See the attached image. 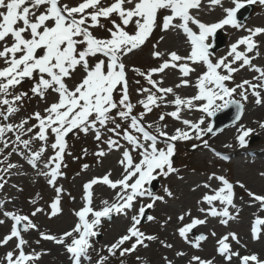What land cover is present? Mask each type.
Returning <instances> with one entry per match:
<instances>
[{"label":"snow or ice","instance_id":"snow-or-ice-1","mask_svg":"<svg viewBox=\"0 0 264 264\" xmlns=\"http://www.w3.org/2000/svg\"><path fill=\"white\" fill-rule=\"evenodd\" d=\"M211 5L222 7L224 16L216 22L206 24L197 19L192 10H199L202 0H79L75 5L62 2V0H0V119L8 121L12 115L19 112L17 102H21L28 96L26 92L17 93L15 89L26 79L34 80L30 92L41 100H47L51 92L55 95L53 102L49 103L43 113L34 112L23 117L19 124H0V153L9 147L5 140L6 133L12 132L15 140L8 155L15 152L23 156L29 165L38 168L42 163L40 174L48 178V183L54 185L57 177L62 175L61 167L63 155L66 149L65 137L77 130L82 133L93 132L97 141L102 139L101 129L113 133L127 141L130 146L121 145L119 139L109 136L104 143L109 150L117 149L122 151V159L119 163L123 167V173L116 180L110 179V173L102 177H94L83 185L85 205L75 215L78 217L75 226L64 232L59 237L40 232L44 240L54 241L62 246L70 264H92L89 250L93 249V238L98 235V228L102 218L111 219L113 214L122 215L130 219V226L126 233L121 235L114 243L106 246L107 256L97 253L95 264H108L109 256H115L117 252L121 257L130 254L137 249V246L147 247L145 241L156 240L153 235H146L140 231L142 219L146 210L153 209L157 201H164V196L156 195L150 185L160 177L167 178L177 171L173 166V156L176 141L191 140L193 137L202 140L203 146L209 148L208 141L203 139L208 134L216 135L213 124H205V117H214L220 111L236 106L237 114L234 123L239 121L243 109L242 101H247L249 90L256 98L257 104L262 103L259 89H264V68L252 64L255 58L248 53L255 52L259 55L258 41L253 38L264 35V28H247L248 35L238 38L230 45L226 56L213 59V52L210 49L213 45L209 42L217 30L226 27L243 28L237 20V12L247 5L259 3L264 6V0H231L233 7H224L222 0H209ZM164 13L161 16V13ZM115 15L117 20L112 19ZM101 18L110 20L111 27L108 28V36L98 38L93 35L91 29L104 27ZM191 25H195L198 31H194ZM132 25L134 30L127 29ZM160 27L161 31H182L189 45L187 55L181 56L176 51L169 52L168 59L163 60L158 67L151 68L147 72L133 68L132 70L143 77L150 88H138L137 92L143 99L137 101L143 108L139 114H134L135 105L131 102L128 91V80L126 65L123 57L133 50L139 49L151 36L153 30ZM163 37H161V40ZM244 45L245 50L239 51V46ZM156 44L153 45L155 49ZM164 53L153 51L154 58H162ZM101 56L95 63H90V57ZM239 62V63H238ZM199 64L206 70L201 72L195 81L196 93L190 97H181L176 94L173 87H161V81L153 79V74L163 73L166 69H178L180 76L187 78L190 73L195 72L192 65ZM238 64V66H236ZM248 66L251 70L259 73L253 79L257 83L244 80L242 83L229 87V81L233 80V74ZM82 68L81 79L72 87L66 83L73 73ZM139 84V81H136ZM192 86L190 79H180L174 87L181 88ZM155 89V91H153ZM120 92V98L115 99V93ZM171 94L174 99L165 101V97ZM234 94L239 95L240 100L233 99ZM161 102L170 103L175 110L166 115L182 121L185 130L176 129L175 133L169 135L164 130L166 126L157 125L155 134L148 131L152 124H144L143 118L150 113L154 107H159ZM197 109L202 115L197 121L183 119L180 113L184 110ZM117 117L121 121L130 122L128 128L139 134L133 135L128 129L122 128L117 123ZM165 119L161 114L160 121ZM34 120L36 123L30 124ZM114 125L108 128L107 125ZM259 128L264 130V121L258 122ZM235 137L237 146L240 149L248 147L247 138L255 132V129L240 124L236 129ZM191 133V134H190ZM28 138L24 139L23 137ZM50 137L54 138L49 144ZM159 138H163L164 147H158ZM35 141L40 142L37 149L32 148ZM197 147V145H193ZM231 148V144L225 145ZM53 155L46 160L43 159L48 149ZM136 151L139 160H134L131 152ZM215 152V149H212ZM217 156L228 159L227 156L215 152ZM96 155H105L101 150ZM5 156L0 163H6L3 172L15 167L7 163ZM54 165V166H53ZM88 165H83L87 168ZM264 175V173H261ZM220 182L219 187L212 189L213 194L205 193L198 204L207 205L200 207L199 212L204 218L191 217L189 223L177 228L178 235L188 240L189 233L200 225H205L209 217L220 218V223L228 224L234 219L229 208L236 209L234 203V185L224 176L215 173L208 176V181ZM102 183L113 190L112 201L102 200V207L95 209L92 206L93 185ZM241 188L245 186L239 185ZM2 187V185H0ZM204 188H211L210 183H205ZM164 193L171 197L170 189L165 187ZM251 203L259 204V211L264 212V195H258L250 190ZM56 197L50 204L51 215L59 211L61 188H55ZM147 199L148 203H143ZM219 202L221 207H217ZM43 209L36 208L32 216L42 212ZM238 211V209H237ZM129 213L132 215L129 217ZM185 212L177 217L181 222ZM252 228V238H257L258 226L264 225V218L256 215ZM3 216L10 218L13 223L10 234L0 240V244H7L15 238L18 243L15 251H9L0 261V264H35L41 253L32 251L26 253L23 246L27 243L21 232L30 229L39 231L38 226L27 215L15 214L5 211ZM147 219L152 221L153 216L148 215ZM171 217H169V220ZM4 220H0L3 224ZM22 226V227H18ZM212 236H216L213 231ZM207 239L201 234L192 243L193 247H199V242ZM229 239L239 243L236 233H228L217 240V252L228 264L236 257L239 264H264V260L257 255L241 256L234 252L228 242ZM126 242H131L130 247H124ZM38 244L39 241H36ZM164 244V242H161ZM165 247H173L171 244H164ZM178 256L184 255L182 252ZM139 259V258H138ZM171 264V262H168ZM189 264H215L214 259L206 260L199 256H192Z\"/></svg>","mask_w":264,"mask_h":264},{"label":"rangeland","instance_id":"rangeland-1","mask_svg":"<svg viewBox=\"0 0 264 264\" xmlns=\"http://www.w3.org/2000/svg\"><path fill=\"white\" fill-rule=\"evenodd\" d=\"M62 2L75 5L79 2V0H62ZM110 2H112V0H106V3ZM222 2L224 7L234 6L231 3V0H222ZM163 14L164 13L162 12L161 16H163ZM192 14L201 22L206 24L214 23L225 15L221 6L211 5L209 0H202L201 8L199 10H192ZM112 19H115L117 22H119L115 15L112 16ZM255 20L257 21L256 24L249 22ZM100 22L104 25V27H96L91 29V31L93 32V35L97 36L98 38H105L108 36V28H110L112 25L110 20H105L103 18H101ZM241 25L244 27H226L225 29L220 30L222 35L225 37V42L219 50L213 52V59L226 56L230 45L238 38L242 37V32L246 31L247 28H264V6L260 5L258 2L253 3L250 18ZM190 27H192L194 31H198L195 25L190 24ZM127 30L132 32L134 30V26L130 25ZM180 36H183V40L181 41H179ZM259 36L261 35H258V37ZM263 36L264 35H262V37ZM161 37H163L162 40ZM209 42L211 43L210 40ZM177 43L179 45L178 48L175 47ZM154 44L157 45L155 49L153 48ZM245 47L246 46L241 45L239 46L238 50L244 51ZM181 50H185L186 52L189 51V45L186 43V37L182 31H161L160 27H156L143 46L137 50H133L130 54L122 58L127 69L126 75L128 80L130 100L135 105L133 109L134 114H139L143 111L142 106L138 104L137 101L143 99L144 97L138 94L137 89L142 87L150 88L151 86L147 84L143 77L138 75L132 69L136 68L147 72L151 68L158 67L160 63L163 62V60H167L169 58L167 54L171 51H176L178 54L183 56V52ZM153 51H159L164 53V55L162 58H154L152 56ZM253 55L255 58L252 60V64L257 67L264 68V53L260 51L259 55L257 56L254 52ZM253 55L250 54L249 56ZM102 58L103 57L101 56L90 57L89 61L90 63H95L96 60ZM236 66H238V64ZM245 68L246 77L243 75L242 69H240L234 73L233 80L227 82L229 87H234L236 84L242 83L244 80L257 83V81L253 78L258 76L259 73L251 70L248 66H245ZM205 70L206 69L203 68L202 72ZM82 72L83 69L78 68L73 73L71 78L66 79V83L69 87H72L81 79ZM180 77L181 76L178 69L171 68L166 69L163 73L153 74V79L157 81L162 80L160 86L165 88H174V86L179 83L178 79ZM136 81H139L140 83L137 84ZM34 83V80L26 79L19 86H17L15 89L17 93L26 92L28 93V96L25 97L21 102H17V106L19 107L20 111L12 115L8 121H3L0 119V124H19L23 117L29 116L34 112L43 113L45 107L49 103L53 102L55 95L51 92L48 94L46 101L41 100L38 96L32 95L30 89ZM153 91H155V89H153ZM248 96L253 100L241 102L245 106V109H249L251 106H260L261 103L257 104L255 102L256 98L251 95V90H249ZM119 98L120 92L117 91L115 93V99L118 101ZM261 98L262 102H264V95L261 94ZM173 99L171 98V100ZM233 99L240 100V97L239 95L234 94ZM165 101L170 100L165 97ZM173 110H175V106L166 102H161L159 107H154L153 110L146 114L143 118L146 127L147 125L152 124V127L148 128V131L155 134L154 130L157 125L166 126L164 127V130L167 131L169 135L174 134L176 129L185 130L186 126L183 125L182 121L176 120L166 115L168 112ZM187 113L188 109H184L180 115L183 119H186ZM161 114H165V119L163 121L159 120ZM201 115L202 113L200 112L199 117ZM199 117L192 121H197ZM207 120L209 122L210 118L205 117V124H207ZM255 120L256 122L264 121V108L263 115L257 117ZM116 122L120 123L122 128L128 129L133 135L139 136V134L133 129L128 128V124L130 122L121 121L118 117ZM29 123L34 124L36 122L32 120ZM240 124L245 125L240 119L235 124L222 129L214 136L212 134L204 136L203 139L208 141L209 148H205L203 146L202 140H197L194 137L191 140L174 142L175 152L173 166L177 171L170 174L167 178L160 177L152 182L156 185V191L154 190V193L156 195L164 196V201H157L153 209L146 210L147 215L154 217L152 221L146 219L143 224L138 225L139 229L141 228V231L143 227L147 228L148 230L152 229L154 224L156 229L154 234L146 235H157V239L153 241H145V244L148 245L147 247L137 246V250L130 254H126L123 257L119 255V252H117L115 256H109L108 264H121L122 261L119 263V260L122 258H124L123 262L125 264H168V262H171V264H189L192 256H199L203 259L210 260L206 258L208 254H205L206 256L202 255L204 254L203 252L209 250V246L212 247L213 252L219 254L217 252L218 238L211 240L208 243L205 239L199 242L198 248L193 247L192 243L196 241V237L204 233L201 231L193 232L194 230H192V232L188 235V240L186 241L185 239L181 238L176 231L177 228L181 226H174V223H172V220L175 218L178 212H196L197 214L204 216V214L199 212L198 209L200 207H207V205L198 204L197 201L201 200L205 193H213L212 190L209 191L210 189L202 190L199 194L197 191L199 187L205 183H210L213 185V189L221 186L219 181H208V176L213 173L219 176H224L234 185V203L237 205L238 211L237 209H234L235 211L231 212L233 208L229 209L230 213L234 216V219L229 220L228 224L226 225L221 224L219 222L220 218L218 217H209L208 220L214 221L215 225L220 226V228L222 227V229L226 231V234L236 233L237 236L239 235L238 237H240V231H244V229L248 235L251 234L252 224L256 218L254 213L264 218V212L258 214V210L249 209V206H251L253 203H251V197H249L248 191H246L247 189L255 194L264 195V192L254 189L255 183L257 181H261L264 184V175H261V173H264L263 130L258 126L259 130H255V132L247 138L248 147L246 149H243L239 152H233L232 154L226 152L225 156H227L228 159L222 160L220 159V156L215 154L216 151L220 150L218 148L220 141H215L214 138L219 137L221 139H225L229 136H232L233 139H235L237 135L236 129ZM113 126L114 125L112 124L107 125L108 128ZM203 127L207 126L204 125ZM101 133L102 139L100 141L95 139L93 132L85 134L77 130H73L72 133H69L65 137L66 149L63 155V163L61 167L62 175L57 177V181L54 185H50L48 183V178L40 174V169L43 167L42 163L38 168H33L27 163V160L23 156L15 152H12L11 155H8L13 147L12 142L15 140V135L12 132L6 133L5 140L9 142V147L4 149L3 153H0V161L4 160L5 156H7V162L15 165V167L9 169V173L3 172L2 169L0 170V182H6L5 187L0 191V220H4V223L0 224V240H2L4 236L10 234L13 223L11 222L10 218L3 216V212L8 211L15 214L27 215L37 226L40 227L38 228L39 231L35 230L33 235L30 231L21 232L23 239L27 241V243L23 246V248H26L25 252L31 253L32 251H36L41 253L40 258L35 261V264H55L57 257L48 252L47 248L49 247V244H46V242L51 243V241L42 239L40 232L58 237L60 234H56L50 228V226L53 223H57L59 220L62 221L57 225H63L71 219L78 218L75 215V212L79 211L86 203L84 200L83 185L94 177H102L105 174H108L109 170L107 168L112 164L119 163V161L122 159L121 150H109L107 145L104 143V141L109 136H111L113 139H119L121 145L130 148V146L127 144V141L122 138V134L120 137H116L113 133L108 132L107 128L101 129ZM23 138L26 139L28 137L25 136ZM53 139L54 138L50 137L49 144ZM162 141L163 138H159L158 147H164ZM193 145H197V147H193ZM39 146V141H35L32 144L33 149H37ZM0 148H3V144H0ZM210 148L215 149V152H213ZM101 150H103L105 153V155L102 157L96 155V153ZM131 154L134 156L135 154H138V152L132 151ZM51 155H53V153L49 148L44 154L43 159L46 160ZM136 159L137 158L134 157V160ZM85 164L88 165L87 168H83V165ZM4 167H6V165H4ZM122 173L123 171L112 178L110 176V179H116L117 177L120 178ZM240 184H243L245 187L241 188L239 186ZM165 187L170 189L172 193L171 197L164 193L163 189ZM55 188L62 189L59 204L60 211L56 215H51L50 204L57 195ZM102 189L109 190L110 188L106 185H103L102 183L93 185L92 189L90 190L92 193V202L93 196L99 197L98 194ZM75 196H78V199ZM215 203L218 208L221 207L219 202ZM36 208H41L43 211L37 213L35 216H32V212ZM243 208H245L244 212ZM131 215L132 213H129V217ZM169 217H171L170 220ZM191 217L196 216L195 214H191L186 220L185 224L190 222ZM114 221L113 215L110 220L102 218V222L98 228V235L94 237L92 241L94 247L93 249L89 250V255L92 257V264H95L98 258V252L101 255L107 256L108 253L106 251V246L114 243L121 235H124L127 228L130 226V219H128V223H126L124 227H119L114 223ZM183 225L184 223L182 226ZM260 229H262L261 225L258 226L257 238L253 239L251 237L252 242L264 243V228L262 231H260ZM212 232L213 231H211V233ZM61 233H63V231ZM15 240L16 239L13 238L12 240L8 241L7 244H0V261L3 260V257L7 252L15 251ZM36 241H39V243L37 244ZM162 241L164 244H171L173 247H165L164 244L161 243ZM228 242L231 244V242L234 241L229 239ZM52 243H54V241ZM130 246L131 242H126L124 245V247ZM43 250H45L47 253L46 257L43 255ZM232 251L238 252L237 249ZM178 252L184 253V258L182 257L183 255L178 256ZM241 252L243 253L240 254L241 256L246 254L252 255L253 253L250 251ZM116 256H119L120 259L116 260ZM215 264L219 263L215 262Z\"/></svg>","mask_w":264,"mask_h":264},{"label":"bare ground","instance_id":"bare-ground-1","mask_svg":"<svg viewBox=\"0 0 264 264\" xmlns=\"http://www.w3.org/2000/svg\"><path fill=\"white\" fill-rule=\"evenodd\" d=\"M249 22L252 23V24H256L257 21L255 20V21H249ZM245 35H248V32L243 31L241 36H245ZM253 39L257 40L259 42V44H258L259 52L262 51L264 53V36L263 37H262V35L259 36V37L256 36ZM181 40H183V36H180L179 41H181ZM176 42H178V41H176ZM175 47H177V48L179 47L178 43L175 45ZM182 52H183V56L187 55V53H188V51L186 52L185 50H183ZM224 52H225V50H224ZM253 53H248V55H250V54L253 55ZM253 57H255V56L253 55ZM192 67L195 68V72L190 73V76L187 77V78L180 77L178 79V81H180V79H190L192 86L181 87V88H175L174 87V91L176 92V94L180 95L181 97H185V98L186 97H190V96H192V95H194L196 93V89L194 87V84H195L197 76L202 72L203 67L201 65H199V64L192 65ZM242 73L246 77V68L245 67L242 68ZM237 76H238V74H237ZM259 91H260V93L262 95H264V89H259ZM166 98L171 101V98L173 99V96L171 94H168L166 96ZM252 100L253 99L248 96L247 101H252ZM263 108H264V102H262L259 107L251 106V108H249V109H247V108L245 109L244 108L240 119L246 125V127L252 128V129H255V130H259L258 129L259 125L257 124L258 121L256 122L255 119L257 117L263 115ZM199 114H200V112L197 109L188 110V113L186 115V119H189V120L197 119L199 117ZM207 124H208V120H207ZM207 124H204V125L207 126ZM204 125H202V127ZM263 133H264V130H263ZM214 140L215 141H220V145L218 146V148L221 151L219 150L218 152H221V153H226L227 152L229 154H232L233 152H239V151L243 150V149H240L237 146V142H236L235 139H233L232 136H229V137H227L225 139H221L219 137H217V138L215 137ZM227 144H231L232 147L231 148L225 147V145H227ZM211 149H213V148H211ZM107 169L109 170V173L111 174L110 175L111 178L123 171V168L121 167V165L119 163L112 164ZM113 179H115V178H113ZM116 179H118V177ZM150 187H151V189L153 191L156 189L155 184H151ZM213 187L214 186L211 185L212 189H213ZM211 188H204L203 185H202V186L199 187L197 193L199 194V193H201L202 190H205V189H210L209 191H211L212 190ZM254 189L264 192V184L261 181H257L255 183ZM5 192H6V189H5ZM98 195H99V197L93 196L92 206L95 209H99L100 207H102V204H101L102 200H112L114 192H113L112 189H109V190L102 189V190H100V193ZM75 197L78 199V196H75ZM146 202H148V200L144 199L143 203H146ZM249 209L258 210V214L262 213V212L259 211V204L258 203H253L251 206H249ZM235 210L233 209V210H231V212L235 211ZM244 211H245V208H243V212ZM183 213L184 212H178L177 215L175 216V218L172 220V223H174V226L175 225L182 226L183 223L184 224L186 223V220L189 218V216H185V219H184L183 222H181V221H179L177 219V217L180 216ZM191 214H195V216L197 218H200V219H203V217H204L202 215L197 214L196 212H192ZM114 220H115L114 223L117 224L119 227L120 226L124 227L126 225V223H128V219H126L122 215L115 214L114 215ZM61 221L62 220H59L57 223H53L50 226V228L56 234L59 233L60 235H62L66 231H70L75 226V223L77 222V220L71 219L67 223H64L63 225H57ZM207 221L208 222L205 225H200V226H197L196 228H194L193 232H198V231L203 232L207 236V239H206L207 243L210 242L211 240H214L216 238H220V237L226 235V231H224V229H222V227L220 228V226L215 225L214 221H209V220H207ZM39 227L40 226H38V228ZM29 231L31 232L32 235H33V233H35L34 232L35 230H29ZM62 231H63V233H61ZM141 231L144 232L145 234H154V232L156 231L155 225L153 224V228L149 229V230L147 228L143 227ZM211 231H214L216 233V236H211V234H210ZM240 232H241V236L239 237V243H237L236 241L231 242V244H230L231 245V249L232 250L237 249L240 254H243L241 251H250V252H253L252 255L255 254V255L258 256L259 259L264 260V243L252 242L251 241L252 235L251 234L248 235V233L246 232L245 229H244V231L241 230ZM52 242L51 243L50 242H46V244L47 245L49 244V247L47 248L48 252L50 254H52V255L57 257V260H56L55 264H70V261H69V258H68V254L66 253L64 248L62 246H60V245H57L55 242L54 243H52ZM43 251H44L43 255H44V257H46L47 253H46L45 250H43ZM203 253L204 254H202V255L208 254V256L205 255L207 259H214L215 262H218L219 264H228V261H226L222 256H220V254H217L216 252H213L212 251V247H210V246H209V250H207L206 252H203ZM246 255H249V254H246ZM182 257L184 258V255ZM231 264H239V260L237 258L233 257L232 261H231Z\"/></svg>","mask_w":264,"mask_h":264},{"label":"water","instance_id":"water-1","mask_svg":"<svg viewBox=\"0 0 264 264\" xmlns=\"http://www.w3.org/2000/svg\"><path fill=\"white\" fill-rule=\"evenodd\" d=\"M250 10H251L250 6H247V7L245 8V12H244L243 18H241L240 16H237V17H238V21L242 22L243 19H245V18L249 15ZM216 37H217V40H221V37H220V36L217 35ZM214 48H216V47H214ZM226 111H227V110H226ZM236 114H237V109L235 110V115H234L233 118H231V119H229V120H226L225 122H223L222 124H219V125L217 124V120H218V118H219L222 114H221V115H216V117H215L214 120H213V128H214V131L217 132V131H219L220 129H222L223 127H226V126H228V125L231 124V123H234V118H235ZM241 114H242V111H241V113H240V116H241Z\"/></svg>","mask_w":264,"mask_h":264}]
</instances>
